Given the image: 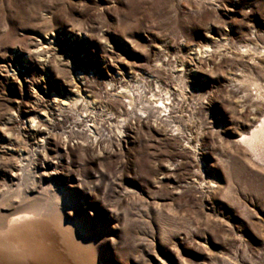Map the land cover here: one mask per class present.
Here are the masks:
<instances>
[{
    "label": "rangeland",
    "instance_id": "rangeland-1",
    "mask_svg": "<svg viewBox=\"0 0 264 264\" xmlns=\"http://www.w3.org/2000/svg\"><path fill=\"white\" fill-rule=\"evenodd\" d=\"M78 88L93 147L67 133L85 100H60ZM263 114L264 0H0V224L23 211L9 179L30 127L61 123L51 188L72 264H264V147L244 143ZM0 247V264H36Z\"/></svg>",
    "mask_w": 264,
    "mask_h": 264
},
{
    "label": "bare ground",
    "instance_id": "bare-ground-1",
    "mask_svg": "<svg viewBox=\"0 0 264 264\" xmlns=\"http://www.w3.org/2000/svg\"><path fill=\"white\" fill-rule=\"evenodd\" d=\"M77 79H79V76H77ZM79 88L81 87L79 86ZM79 88L78 90H76L78 93L76 96H73L72 93H75V91H73L72 93H70V95L72 94V97L67 95L64 99L60 100L64 104L68 103V107L77 104V102H81L79 98L85 100L84 101L85 104L84 106L82 105L83 107L81 110L83 111V115L79 116L78 117L79 119L78 118L73 119V121L69 123V125L66 127L68 129L67 133L70 135V137L79 138L80 136L84 137L86 132H89L92 138V142L90 143V145H92L93 147L94 145L95 146L98 145L100 141L98 139L100 138V136H97L98 131L96 129L97 127L96 123L95 121L92 120V118L94 117L91 116L96 109L93 106V103L95 102L91 101L90 98L86 100L84 96H81L80 92H78ZM122 97L126 98V100L123 101V103H125L126 106L130 107L131 110L136 107V104H135V101L132 95H127V96H122ZM55 98L58 99L57 97ZM55 103L56 102L53 99L50 102V104L47 105V108H45L46 112L52 111V108L54 107L61 109L60 108L61 104L58 103V105L56 106ZM123 103L121 102L119 103L120 108L124 106ZM142 104L138 110L140 114L138 115V117L146 118L147 116L145 115V113H146L147 108L146 106H144V104L143 105ZM152 108L154 109L157 107L154 106ZM46 112H43L44 115L46 114ZM108 115L112 116L113 114L110 111L108 112ZM58 117L62 118L60 119L62 120V122L68 121L67 117H64L61 111L60 112L58 111ZM158 120L160 122L165 121V119H162L161 117L158 118ZM30 121L34 122L35 117H30ZM38 123L39 124H36L33 128L31 126L29 129L30 130L29 137H31L30 140L32 142L31 145H28V149L23 151L24 154L19 155L20 159L22 161H25L26 164L17 166L15 168V170L13 171L15 173H13L10 176L9 182H10V185L16 186L17 188L16 192L19 193L18 188L21 185L22 179L28 176L32 179V181L35 184L41 186L39 188L42 192H38V191L35 192L33 191L35 189H33V190H30L28 193L25 192L19 195L16 193L17 196H15V198L18 200L17 204H20V206L22 207L21 209H23V211L19 213H14L16 212L17 209H12L13 211L11 210L12 213L8 214L9 219L7 220V222L4 225L0 224V236H3V238H5V241H7L9 244L14 245L15 248H17V250L20 248H26V251L30 249H33V250L36 249V251L33 252L34 253L33 258L35 259L36 264H72L70 263L71 261L69 257V252L67 251L69 250L67 248L69 246V243H67V241H64L65 239L61 240L60 237H57L59 235L62 237V233H63V231L58 226L60 224L59 222L60 214H58L57 212V205H56V202L57 204H61V200L59 198V195L53 192L51 188L53 186L52 185L53 181L59 182V180H57L58 177L56 175L59 174L60 170L63 171L64 169L63 168L64 163L62 161V158L64 156V151L59 149V147H56V145L51 149L48 147L49 139H50L49 131L51 129H54L56 126H58V124L61 125V123H56L54 122V120L52 123L47 122L46 124L41 123V120H39ZM37 126L41 127V129L36 128ZM44 131L46 133H43ZM244 140H245L244 143H246V145L252 152L260 151L261 149H263L264 147V116H262L258 124L254 127L253 131L250 132L248 138H245ZM66 175L68 177L70 176V173L66 172ZM78 178L75 179L76 181H74L73 179L70 180L69 187H79V186H82L83 184L85 185L86 181L82 179H78ZM92 190L93 188L88 189L90 194L92 193L91 192ZM0 195L2 198L6 197L7 191L5 190L4 192H0ZM50 210H53V212L56 211L58 216H56L55 214L52 215L50 213ZM1 216L0 218L2 219L3 217ZM114 218H115L114 220L117 221V217H114ZM73 232L75 233L76 231L73 230ZM55 234H58V235L56 236ZM29 241L30 243H28ZM65 246H66L67 252H65ZM11 250L10 249L8 250L9 252L6 254V257H7L6 259H8V256L12 252ZM0 251H1L0 255L5 256L2 248L0 249ZM17 259L19 258H16V260ZM16 264H24V262H21V259H20V261H18Z\"/></svg>",
    "mask_w": 264,
    "mask_h": 264
}]
</instances>
